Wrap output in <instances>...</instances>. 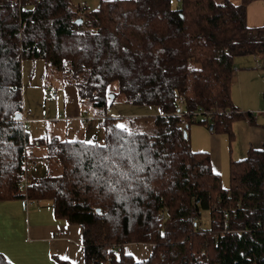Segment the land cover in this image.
<instances>
[{
	"label": "trees",
	"instance_id": "trees-1",
	"mask_svg": "<svg viewBox=\"0 0 264 264\" xmlns=\"http://www.w3.org/2000/svg\"><path fill=\"white\" fill-rule=\"evenodd\" d=\"M252 1L100 0L82 13L71 0H0V201L48 203L57 219L80 225L85 264H264V145L231 161L224 188L187 132L195 123L232 137L235 121L256 125L231 98L234 61L264 58V25L247 23ZM24 60L75 81L101 119L103 143L29 141ZM115 82L128 104L162 114L118 128L105 107ZM32 145L62 172L23 190ZM130 243L152 246L149 259L124 254ZM0 264L13 263L0 253Z\"/></svg>",
	"mask_w": 264,
	"mask_h": 264
},
{
	"label": "rangeland",
	"instance_id": "rangeland-1",
	"mask_svg": "<svg viewBox=\"0 0 264 264\" xmlns=\"http://www.w3.org/2000/svg\"><path fill=\"white\" fill-rule=\"evenodd\" d=\"M231 1L233 2L234 0ZM71 2L74 5H78V3L72 0ZM254 2L253 4L261 7L260 2ZM258 63L259 59L256 62L253 60V57L249 56L238 57L234 61L236 67L235 76L238 77V81L233 82L232 85V102L242 113L250 112L255 116L258 124H264V82L263 85L254 86L257 100L249 95L243 96V93L247 89L252 91L251 82L253 76L251 78V69H255L259 73L262 71L264 74V68L259 69ZM20 68L23 115L27 120V134L31 143L34 137L40 135H45L48 138L57 137L62 140H83L99 144L104 142V130L99 126L97 120L93 121L98 117H94L97 111L92 105L82 101L80 97H78L77 101L78 90L74 86L75 81L70 79L71 77H67L66 74L56 71L54 67L46 65L42 60H24ZM242 72H244V75L240 80L239 76ZM249 80L250 82L247 84ZM49 89H53L58 94V97L52 98L49 96L47 94V90ZM107 90L106 115L111 118H117L124 125H128L130 121H133L131 119H136L139 122L142 118L154 119V117L162 114V110L158 106L128 104L125 96L118 91V84L116 82L108 86ZM72 108L78 110L82 119H72L66 123L68 115L73 113ZM242 120L246 119L235 122ZM87 123L91 124L88 125ZM239 129L240 126L236 129L232 128V137H230L221 131H209L202 125L191 123L187 131L191 137L192 149L208 151L209 155L211 154L212 163L220 172L224 188L230 186V163L234 159V154L238 152L237 146L234 143L238 142L240 144L242 141ZM31 148L32 158L28 160L27 164V178L29 180L32 178L33 180L40 179L47 175H58L62 172L57 159L46 157V148L36 145H32L30 150ZM12 204L8 205L11 208L7 210V205L5 206V218L9 219L10 214V223L22 227L24 215L26 219H28V215L23 213L17 214ZM29 208L31 210L37 209L33 208V206H29ZM207 215L206 212L202 215L201 222V225L206 228L210 225L209 216ZM122 252L132 256L134 261L143 262L149 259L153 248L150 245L130 243L122 247Z\"/></svg>",
	"mask_w": 264,
	"mask_h": 264
},
{
	"label": "crops",
	"instance_id": "crops-1",
	"mask_svg": "<svg viewBox=\"0 0 264 264\" xmlns=\"http://www.w3.org/2000/svg\"><path fill=\"white\" fill-rule=\"evenodd\" d=\"M72 1L78 3L76 6L85 5L89 10H95L100 4V0ZM241 1L242 0H234L231 2L233 4L235 3V5H239ZM254 1L248 4L247 23L249 27L258 28L264 25V2L263 0H258L256 2ZM253 2H260L261 7L259 5L253 4ZM249 57H253V60L256 62L259 59V57L252 55H249ZM257 72L258 71L255 69H251V78L253 76L251 82L252 91L247 89L243 93V96L249 95L256 100L257 94H255L254 86L263 85L264 82V74L262 71L260 73ZM243 75L244 72H242V74L239 76L240 80L242 79ZM235 81H238L237 76H235L234 83ZM249 82L250 80L247 82V84ZM78 97L79 94L77 96V101ZM72 110L73 113L68 115V118H66V123L72 119H82L80 118L78 110L73 108ZM98 119L100 118L97 117L93 121L97 120L100 126V121ZM245 121L246 120H242L232 124V128L234 129L240 126L239 130L241 131L242 135V141L240 144L238 142L234 143V145L237 146L238 152L237 154H234V159L232 161H239L240 159L242 160L247 157L250 150L259 149L264 145V124H258L256 121V125H252L247 122L248 120L246 122ZM87 124L90 125L91 123ZM204 127L210 131V127ZM45 137L47 136L40 135L38 137H34V140ZM189 138L191 141L190 135ZM198 152L208 151L199 150ZM212 167L213 170L220 175V172L213 163ZM30 180L32 181L33 178ZM10 203H13L12 207L16 209L15 212L17 214L23 213L28 215V219H26L24 215L22 227L10 223V214L9 219L5 218L6 210L11 208L8 207ZM6 205L7 208L5 210ZM29 206H33V208L35 207L38 210H31ZM50 207L51 206L48 203L36 205L35 203H30L24 199L0 201V253H2L13 264H57L58 260L66 261L69 264H85L82 227L80 225L69 224L64 220L57 219ZM42 209L44 210L42 211Z\"/></svg>",
	"mask_w": 264,
	"mask_h": 264
},
{
	"label": "built area",
	"instance_id": "built-area-1",
	"mask_svg": "<svg viewBox=\"0 0 264 264\" xmlns=\"http://www.w3.org/2000/svg\"><path fill=\"white\" fill-rule=\"evenodd\" d=\"M82 13H86L88 11L87 7L85 5H81L80 8ZM258 68L259 69H263L264 68V58H259V63H258ZM47 94L49 96H51L52 98H57L58 94L53 90V89H49L47 90ZM23 126H24V130L27 131V120L23 118L22 120ZM182 124L184 126H187V122L186 120H184L182 122ZM30 185V180L28 178H25L24 182L20 185V187L23 190H26L28 188V186ZM228 212L224 213V218L227 219L228 218ZM167 217H169L168 213L166 211H164V213L162 214V216L160 217L162 220H165Z\"/></svg>",
	"mask_w": 264,
	"mask_h": 264
},
{
	"label": "snow or ice",
	"instance_id": "snow-or-ice-1",
	"mask_svg": "<svg viewBox=\"0 0 264 264\" xmlns=\"http://www.w3.org/2000/svg\"><path fill=\"white\" fill-rule=\"evenodd\" d=\"M117 127L122 129V130H126V126L125 125L120 124V125H117ZM87 143L91 144L93 142L92 141H87Z\"/></svg>",
	"mask_w": 264,
	"mask_h": 264
},
{
	"label": "water",
	"instance_id": "water-1",
	"mask_svg": "<svg viewBox=\"0 0 264 264\" xmlns=\"http://www.w3.org/2000/svg\"><path fill=\"white\" fill-rule=\"evenodd\" d=\"M82 20L78 21V24H81ZM21 115L17 114L16 119H20ZM212 130V127H210V131Z\"/></svg>",
	"mask_w": 264,
	"mask_h": 264
}]
</instances>
